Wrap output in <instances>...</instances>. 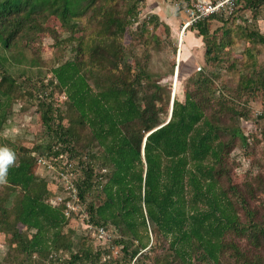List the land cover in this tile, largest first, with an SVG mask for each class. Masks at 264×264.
<instances>
[{
  "label": "rangeland",
  "instance_id": "rangeland-1",
  "mask_svg": "<svg viewBox=\"0 0 264 264\" xmlns=\"http://www.w3.org/2000/svg\"><path fill=\"white\" fill-rule=\"evenodd\" d=\"M247 1L256 0L224 3L207 22L205 36L192 26L182 34L197 0H140L136 19L117 39L88 14L70 29L54 17L38 20L42 31L26 29L9 50L0 43V80H5L0 84V147L15 154L12 165L22 158L32 160L36 192L65 218L56 244L42 253L22 251L12 234L1 229L2 222L16 221L22 192L0 183V264H65L74 254L86 261L80 264L89 260L90 264H264V45L250 38L253 33L264 36V6L247 9ZM130 5V0L113 3L119 13ZM179 41H183L180 46ZM206 49L212 52L206 54ZM177 57L175 100L183 103L187 92H203L209 102L206 113L219 129L224 147L214 164L210 196L218 197L222 206L231 204L237 229H226L217 259L196 242L184 259L182 246L173 247L170 235L147 225L140 233L147 247L132 258L130 252L138 241L119 228L107 232V241L94 236L96 224L101 223L94 210L104 200L102 188L110 169L102 164L101 149L52 71L67 63L75 65L92 92L123 88L139 92V98L154 92L159 118L165 122ZM41 104L57 110L56 123L72 136V152L53 142L51 151L33 150L49 141L40 120ZM89 170L92 177L85 180ZM81 185L88 186L82 197ZM199 208L208 209L205 203ZM16 227L25 241L34 234L20 224Z\"/></svg>",
  "mask_w": 264,
  "mask_h": 264
},
{
  "label": "trees",
  "instance_id": "trees-1",
  "mask_svg": "<svg viewBox=\"0 0 264 264\" xmlns=\"http://www.w3.org/2000/svg\"><path fill=\"white\" fill-rule=\"evenodd\" d=\"M183 1L189 3L190 0ZM114 2L0 0L1 46L5 50L11 49L18 38L26 35V29L42 31L38 20L54 17L61 26L70 29L78 18L88 14L91 21L101 23L112 39L120 38L136 19V5L140 0H130L131 5L124 13L115 10ZM245 5L247 9H253L264 6V0L247 1ZM213 19L214 16H210L198 21L192 28L205 36L208 34L207 22ZM250 38L264 45V36L253 33ZM211 52L206 49V54ZM52 73L66 89L67 98L79 113L81 123L90 129L93 140L101 149L102 164L110 169L102 188L104 200L94 210L95 217L101 222L95 228L103 227L107 232L119 228L122 233L135 238L138 246L130 252L132 258L147 247L140 233L141 230L145 233L147 225L149 228L151 225L165 236L170 235L173 247L182 246L184 259L190 256L187 253L194 242L207 255L217 259L224 232L227 228L237 229L236 216L229 209L230 203L222 206V202H217L218 197L210 196L214 189V164L220 161L224 147L219 129L206 113L209 102L204 101L203 92H187L183 103L174 97L171 116L166 123L159 118L154 92L147 98H139V92L123 88L92 92L84 75L70 63ZM4 81L1 78L0 84ZM198 93H201L199 98ZM40 107V120L49 141L33 150L51 151L52 144H62L64 150L72 152L69 146L72 136L60 122L56 123L60 117L57 110L52 105L41 104ZM262 137L264 139V133ZM31 166L32 160L22 158L17 165L8 167L6 183L18 187L22 196L16 221L2 222L1 227L11 233L13 241L28 254L42 253L47 246L56 244L65 223L60 209L45 204L36 192ZM91 173L92 170L86 173L85 180L91 179ZM82 185L81 197L88 187L82 188ZM199 203L207 204L208 209L201 210ZM1 213H4L2 208ZM17 224L34 231L30 240H23ZM253 227L261 232L262 228ZM49 233L51 239L47 241ZM122 250L126 252L127 247ZM89 256L85 254V259ZM81 261L86 262L82 255L74 254L65 264H80Z\"/></svg>",
  "mask_w": 264,
  "mask_h": 264
},
{
  "label": "built area",
  "instance_id": "built-area-1",
  "mask_svg": "<svg viewBox=\"0 0 264 264\" xmlns=\"http://www.w3.org/2000/svg\"><path fill=\"white\" fill-rule=\"evenodd\" d=\"M229 1L231 0H218L216 2L212 0H197L196 5H194V9L189 13L191 18L183 24V32L184 30H187L189 27L193 26V24L196 22L202 21L214 15L224 3ZM94 236L97 238V240L103 241H107L108 237H110L103 227L95 228Z\"/></svg>",
  "mask_w": 264,
  "mask_h": 264
},
{
  "label": "clouds",
  "instance_id": "clouds-1",
  "mask_svg": "<svg viewBox=\"0 0 264 264\" xmlns=\"http://www.w3.org/2000/svg\"><path fill=\"white\" fill-rule=\"evenodd\" d=\"M15 160V154L7 147H0V183L7 180L8 167Z\"/></svg>",
  "mask_w": 264,
  "mask_h": 264
},
{
  "label": "water",
  "instance_id": "water-1",
  "mask_svg": "<svg viewBox=\"0 0 264 264\" xmlns=\"http://www.w3.org/2000/svg\"><path fill=\"white\" fill-rule=\"evenodd\" d=\"M177 63H178V57H177ZM177 70H178V65L175 68V73H174V76H173L174 80H173V87H172V92H171V101H170V107H169V117H168V120L166 121V123L169 121L170 116H171V111H172V106H173V101H174V88H175L174 86H175V81H176V76H177ZM143 146L144 145H142V148H143ZM142 157H143V151H142Z\"/></svg>",
  "mask_w": 264,
  "mask_h": 264
},
{
  "label": "bare ground",
  "instance_id": "bare-ground-1",
  "mask_svg": "<svg viewBox=\"0 0 264 264\" xmlns=\"http://www.w3.org/2000/svg\"><path fill=\"white\" fill-rule=\"evenodd\" d=\"M182 34H184V32H183ZM182 34H181L180 36H183ZM179 42H180V43H179V46H180L182 41H179Z\"/></svg>",
  "mask_w": 264,
  "mask_h": 264
}]
</instances>
